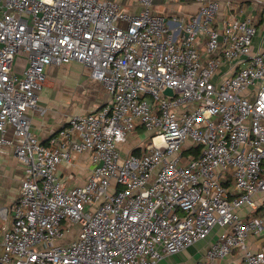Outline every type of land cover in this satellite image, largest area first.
Returning <instances> with one entry per match:
<instances>
[{
  "label": "built area",
  "instance_id": "built-area-1",
  "mask_svg": "<svg viewBox=\"0 0 264 264\" xmlns=\"http://www.w3.org/2000/svg\"><path fill=\"white\" fill-rule=\"evenodd\" d=\"M178 1L0 0V150L24 168L18 200L0 206V264H158L215 230L192 264L236 247L264 264V244L246 241L264 237V214H248L264 211V0L258 15L231 13L239 0L158 12ZM72 60L110 98L44 142L26 112L45 67ZM85 152L87 179L64 186L57 169Z\"/></svg>",
  "mask_w": 264,
  "mask_h": 264
},
{
  "label": "crops",
  "instance_id": "crops-1",
  "mask_svg": "<svg viewBox=\"0 0 264 264\" xmlns=\"http://www.w3.org/2000/svg\"><path fill=\"white\" fill-rule=\"evenodd\" d=\"M238 4L239 16L246 14L258 15L262 6L257 4L258 0H240ZM244 1V2H243ZM224 5V4H222ZM129 10H137L132 5L126 4ZM183 8L187 6H182ZM197 7L194 5V13ZM222 10V9H221ZM255 46L258 40H255ZM203 47H201V50ZM17 63V64H16ZM26 63L23 53H19L15 62V71L20 73ZM20 64L18 67L17 65ZM227 66L223 65L220 71H224ZM46 81L39 92L38 104L34 108L27 110L29 118V129L37 136L38 139L47 142L52 136H56L70 116L75 114H83L98 109L105 104L110 95L99 82L89 77V69L81 62L72 60L67 63H56L45 67ZM136 133L130 135L135 138ZM136 140V138H135ZM129 146L123 144L120 146L123 154L132 150L137 141ZM60 141H56L55 145L59 146ZM136 151L137 150H133ZM89 153L73 154L69 162H63L57 169L59 181L64 186L81 185L87 179V176L93 165L90 161ZM23 164L13 154L9 148L0 150V206L10 205L17 201L20 193V181L23 177ZM249 215L261 216L264 214L261 208L249 212ZM215 230L205 240L198 241L202 243L199 249H193L192 246L187 247L180 253L169 255L160 260L158 264H192L195 260L202 256L204 249L216 239ZM264 235V230H262ZM247 244L252 249L260 248L264 244V237H256L249 234ZM197 243V242H196ZM215 264H244L243 253L239 247L233 250L221 260L214 261Z\"/></svg>",
  "mask_w": 264,
  "mask_h": 264
},
{
  "label": "rangeland",
  "instance_id": "rangeland-1",
  "mask_svg": "<svg viewBox=\"0 0 264 264\" xmlns=\"http://www.w3.org/2000/svg\"><path fill=\"white\" fill-rule=\"evenodd\" d=\"M117 1L124 3V4H128V5L134 4V2H133L134 0H117ZM239 3H242V2L239 0L236 4L235 10L231 11V13H234V14H238V13L240 14L241 13L238 10V4ZM194 5L195 4L193 3L192 0H183V1H178V2L166 3V4L163 3V4H161V6L158 7V9H159L158 12L163 14L164 16H171V15L175 16L177 14H182V13L188 14L190 11L193 10ZM182 6H187V7L183 8ZM227 14L228 13L226 10H220L218 12L217 17H215V21L221 20L224 16L226 17ZM19 65L20 64H18L17 67ZM147 136H148V131H146L144 129H139V130H137V134L135 135L136 140H135V138L128 136L125 144L127 146H129L131 143L134 142V140L137 142H143L146 140ZM125 149H127V148H124L123 152L125 151ZM201 245H202V243L197 242L192 246V248L193 249H199L201 247Z\"/></svg>",
  "mask_w": 264,
  "mask_h": 264
},
{
  "label": "water",
  "instance_id": "water-1",
  "mask_svg": "<svg viewBox=\"0 0 264 264\" xmlns=\"http://www.w3.org/2000/svg\"><path fill=\"white\" fill-rule=\"evenodd\" d=\"M165 92L171 94V91H170L169 88H166V89H165Z\"/></svg>",
  "mask_w": 264,
  "mask_h": 264
},
{
  "label": "trees",
  "instance_id": "trees-1",
  "mask_svg": "<svg viewBox=\"0 0 264 264\" xmlns=\"http://www.w3.org/2000/svg\"><path fill=\"white\" fill-rule=\"evenodd\" d=\"M136 152V151H135Z\"/></svg>",
  "mask_w": 264,
  "mask_h": 264
}]
</instances>
